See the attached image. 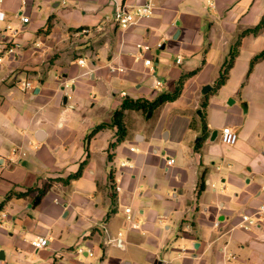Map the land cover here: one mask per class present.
Wrapping results in <instances>:
<instances>
[{
  "label": "crops",
  "instance_id": "crops-1",
  "mask_svg": "<svg viewBox=\"0 0 264 264\" xmlns=\"http://www.w3.org/2000/svg\"><path fill=\"white\" fill-rule=\"evenodd\" d=\"M148 1L3 0L0 37L22 48L0 66V264H264V219L240 226L264 206V58L251 70L264 0H151V17L115 23ZM183 77L153 118L126 111L113 147L124 101L175 93ZM39 237L46 249L31 245Z\"/></svg>",
  "mask_w": 264,
  "mask_h": 264
},
{
  "label": "built area",
  "instance_id": "built-area-1",
  "mask_svg": "<svg viewBox=\"0 0 264 264\" xmlns=\"http://www.w3.org/2000/svg\"><path fill=\"white\" fill-rule=\"evenodd\" d=\"M2 2L3 0H0V23H4L6 20L5 12L2 8ZM28 3V0H23V5L26 6ZM209 5L213 6V0L208 1ZM154 13V4L150 0L146 2L144 5L140 6L135 14H131L127 11H125L123 8L118 9L114 15V21L115 23L123 30H127L130 28L133 24H135L137 21L149 18ZM21 21L24 25H27L30 23V18L21 15ZM88 30H82V33H88ZM14 35H17V31H13ZM38 46V45H37ZM161 44L157 46L158 49L161 48ZM22 48V45L18 42H10V43H3L2 39L0 37V66L4 63V60L6 57H14L16 53ZM151 47L148 45L141 46L140 47V59H144V56L142 55L144 52H150ZM182 61L181 58L177 59V63L180 64ZM144 63L146 66H151L153 61L151 59H145ZM79 65L81 67L85 66V60L81 59L79 60ZM111 73H123L124 69L118 68L116 66L110 67ZM23 90L25 91H31L33 90L34 86L31 81L25 80L23 81ZM221 141L223 144L228 146H234L238 142V135L233 131L232 128L226 127L221 132ZM174 159H169L167 164L168 166H173L175 164ZM116 191H120V188H116ZM126 213L129 215L131 213L130 209L126 210ZM6 215L1 216V220L6 219ZM264 219V206H261L257 213L255 215H242L241 216V222L240 226L242 229L246 231H251L252 229L256 228L258 223ZM128 220L130 221L131 218L128 216ZM220 223H215V227H219ZM31 245L36 250L46 249L49 246V240L44 237H39L31 242ZM84 251L83 249H78L77 253L82 254ZM88 254L93 256L94 254L91 251H88Z\"/></svg>",
  "mask_w": 264,
  "mask_h": 264
},
{
  "label": "trees",
  "instance_id": "trees-1",
  "mask_svg": "<svg viewBox=\"0 0 264 264\" xmlns=\"http://www.w3.org/2000/svg\"><path fill=\"white\" fill-rule=\"evenodd\" d=\"M262 29V25H260L259 27L255 28L254 30H250L247 31L243 34H250V33H258L260 30ZM240 44V40L237 43L235 49L231 52L230 58L229 60L225 63L224 65V69L221 73L220 78L218 79V81L216 82L215 85V89H220L227 81L228 77H229V73L230 70L232 69L234 62H235V58L238 55V46ZM264 58V53H262L261 55H259L251 64V70L254 67V64L259 60ZM186 77H183L180 82H179V86L176 90L175 93L172 94H162L159 97H157L154 101H147V100H131V99H126L124 101V103L121 106V109L116 111L114 113L113 116V121H112V126L113 127H117V142L115 144H113V147L117 144V143H121L126 135H127V128L126 125L124 123V116H125V112L126 111H138V112H142L145 116V118L147 120L153 118L155 116V114L157 113V111L163 107L165 104L167 103H172L175 102L182 93V88H183V84L185 81ZM105 126H99L97 127L89 136H88V140H90L97 132H99L100 130L104 129ZM204 130H207V126L206 124H204ZM84 164H82L79 172L74 175L73 177H69L68 179H55L54 181H58V182H63L64 184H68L72 178H78L79 176H81L82 174V169H83ZM202 188L200 189V191L203 190L204 186H201ZM43 191L40 192V195H42ZM40 196L38 197V199L36 200L35 203H38L40 200Z\"/></svg>",
  "mask_w": 264,
  "mask_h": 264
},
{
  "label": "rangeland",
  "instance_id": "rangeland-1",
  "mask_svg": "<svg viewBox=\"0 0 264 264\" xmlns=\"http://www.w3.org/2000/svg\"><path fill=\"white\" fill-rule=\"evenodd\" d=\"M220 121H222V119H220ZM100 254H101V257H102V254H103V253H102V252H100Z\"/></svg>",
  "mask_w": 264,
  "mask_h": 264
},
{
  "label": "water",
  "instance_id": "water-1",
  "mask_svg": "<svg viewBox=\"0 0 264 264\" xmlns=\"http://www.w3.org/2000/svg\"><path fill=\"white\" fill-rule=\"evenodd\" d=\"M210 88V87H209ZM215 135H217V133H215Z\"/></svg>",
  "mask_w": 264,
  "mask_h": 264
}]
</instances>
